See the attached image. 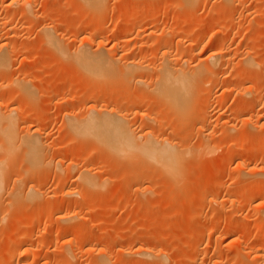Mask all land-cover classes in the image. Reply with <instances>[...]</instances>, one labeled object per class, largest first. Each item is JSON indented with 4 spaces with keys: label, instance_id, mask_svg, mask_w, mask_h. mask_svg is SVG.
Returning <instances> with one entry per match:
<instances>
[{
    "label": "rangeland",
    "instance_id": "obj_1",
    "mask_svg": "<svg viewBox=\"0 0 264 264\" xmlns=\"http://www.w3.org/2000/svg\"><path fill=\"white\" fill-rule=\"evenodd\" d=\"M13 1L0 0V18L7 17L4 22L8 24L2 25L0 42L14 52L9 73L14 81L19 80L15 90L6 93L8 106L21 107V126L42 129L49 148L42 152L46 157L42 166L30 172L25 166L30 165L25 156L28 152H15L13 160H7V177L14 190L20 188L17 197L21 198H10V205L5 202L1 207L0 255L9 235L24 241L29 228L25 225L42 220L37 227L45 231L44 242L35 241L19 264H194L200 250L205 257L196 264H264V250L251 255L250 248H241L258 239L264 241V160L250 158L253 150L264 154V0H195L192 7H180L181 0H102L96 8L83 0H30L35 5L34 17L22 9L29 0L12 5ZM47 10L51 12L43 18ZM217 21L224 22L225 32L219 35L214 31ZM69 23L86 26L92 34L78 36ZM48 27L63 52L49 43L44 30ZM105 30L108 58L118 61L116 66L113 61L114 68L123 69L129 60L140 61L137 68L141 71H133L137 76L130 70L128 76L121 73L122 77L131 75V83L118 72V76H109L110 83L107 76L108 82L100 83L105 81L100 79L103 75L88 74L76 61L83 48L97 51L99 34ZM163 36L187 52L182 60L176 45L169 48V56L177 54L171 57L176 64L181 60L191 67L198 64V49H204L201 59L206 64L207 53L224 45H229L232 57L229 64L214 66V72L200 76V88L180 122L167 98L162 101L163 96L152 89L161 82L158 70L164 61L162 53L168 50L159 44ZM196 39L203 40L198 49ZM20 81L28 84L30 95L21 90L22 96H18ZM110 108L114 115L126 117L137 137L135 143L164 142L180 149L179 154L185 155L180 154L185 157L179 165L181 178L169 179L157 162L140 151H133L134 158L129 151H121L131 156L128 153L126 159L120 153L119 157L106 138L98 140L104 132H81L84 125L78 122L103 115ZM213 146L216 148L211 149ZM213 160L217 162L211 165ZM36 193L39 195L33 197ZM36 208L42 212L39 218L34 214ZM69 213L73 215L69 221L57 219ZM75 247H84L78 259ZM13 262L18 264V259Z\"/></svg>",
    "mask_w": 264,
    "mask_h": 264
},
{
    "label": "bare ground",
    "instance_id": "obj_2",
    "mask_svg": "<svg viewBox=\"0 0 264 264\" xmlns=\"http://www.w3.org/2000/svg\"><path fill=\"white\" fill-rule=\"evenodd\" d=\"M21 1V0H20ZM19 1V2H20ZM27 1V0H26ZM83 1H85L87 4H86V6L88 5V7H89V5H91V7H98L100 4H102V0H83ZM82 1V2H83ZM182 1V6H180V7H183V6H191L192 7V5L194 4V2H195V0H181ZM223 1H225V2H229V0H223ZM236 0H234V2H235ZM222 2V1H221ZM224 2V3H225ZM234 2H233V4H234ZM240 2V1H239ZM5 3V2H4ZM13 3L14 4H12V5H15V3H18V0H14L13 1ZM21 3H23V2H21ZM230 3V2H229ZM241 3V2H240ZM84 4V3H83ZM226 4V3H225ZM34 5V4H33ZM32 5V3L30 2V0L29 1H27V2H25L24 1V3L22 4V9H23V11H24V13L26 12L27 14H34L35 15V8H34V6ZM85 5V4H84ZM235 5V4H234ZM240 5V4H239ZM242 5V4H241ZM1 6V5H0ZM4 6H7V5H4ZM229 6V5H228ZM234 7V6H233ZM239 8V7H238ZM8 9V8H7ZM92 10V9H91ZM9 11V10H8ZM50 12L51 11H49V10H47V11H44L43 13H42V17L43 18H46L47 16H49V14H50ZM20 13V12H19ZM190 13V12H189ZM211 13V12H210ZM26 14V15H27ZM96 14V13H95ZM93 15V14H92ZM159 15V14H158ZM222 15V14H221ZM6 16V15H5ZM11 16V15H10ZM14 16V15H13ZM21 16V15H20ZM33 16V15H32ZM90 16V15H89ZM211 16V15H210ZM236 16V15H235ZM34 17V16H33ZM85 17V16H84ZM5 18H7V17H5ZM5 18H3V17H1L0 18V27L3 25V23H5V25H8L6 22H4L6 19ZM236 18V17H235ZM83 19V18H82ZM162 19V18H161ZM238 19H240V18H238ZM8 20V19H7ZM217 20V19H216ZM156 22V21H155ZM159 22V21H158ZM218 22V21H217ZM224 22H218V23H216V25H215V34L216 35H219V34H222V33H224L225 32V30L223 31V24ZM237 23V22H236ZM235 23V24H236ZM242 23V22H241ZM239 24V23H238ZM4 25V26H5ZM168 25V24H167ZM43 26V25H42ZM89 26V25H88ZM102 26V25H101ZM169 26V25H168ZM250 26H251V24H250ZM68 27L69 28H71V29H74L75 31H76V35H80V34H82V33H84V32H86V33H88V34H92L91 33V29L90 28H86V26H84V27H82V26H79V25H76L75 23H69V25H68ZM171 27V26H170ZM247 27V26H246ZM4 27L2 26L1 28H0V30L1 29H3ZM7 28V27H6ZM237 28V27H236ZM15 29V28H14ZM44 29V28H43ZM97 29V28H96ZM239 29V28H238ZM46 32H47V37L49 38V43L52 45V46H56L55 48L56 49H59L61 52H63V49H62V47H61V45H60V42H59V40L57 39L58 37H56L55 36V34L54 33H52V29L51 28H46V29H44ZM107 30V29H106ZM106 30L105 31H103V32H101V34H99L100 35V40H99V43H98V45H99V48H97V51H94V49L93 48H91L90 50L88 49V48H83L82 50H81V52H79L78 51V58H77V62L81 65V67L82 68H84V70H85V72H88V74H93V76L95 75V76H97V75H103L104 77L102 78V77H100V76H98V77H100V79H104L105 78V76H107L106 78H107V80H108V78H110L109 76L111 75V77H113L114 75H117L118 76V74H119V76L121 75V73L123 74V76L124 75H126L127 73H128V71L130 70L131 71V69L132 68H134V69H132V71L130 72L129 71V73H131L132 75H133V73L135 74V72H133V71H135V69L137 68V66H139L140 67V65L138 64L139 62H138V60L137 59H134V60H129V62L128 63H125L124 65V67L122 66L121 68H123V69H119V68H117V67H115L116 69H119V71L117 70V71H115L116 69L114 68V65L112 64L113 63V61H111L110 60V58H108L109 56H110V54H108V52L107 51H109V49L108 48H106L107 46H105V42H104V40H106L105 39V37L107 36V32H106ZM153 30V29H152ZM109 31V30H108ZM242 31V30H241ZM245 31V30H244ZM55 32V31H54ZM169 32V31H168ZM213 33V32H212ZM1 34V33H0ZM60 34V33H59ZM85 34V33H84ZM94 34V33H93ZM170 34V33H169ZM56 35H57V33H56ZM174 35V34H173ZM239 35V34H238ZM155 36H156V34H155ZM170 36V35H169ZM59 37H61V36H59ZM165 36H163V38L159 41V44L161 45V46H163L165 49L167 48L168 50L167 51H165V52H163L162 53V55L164 56H162L163 57V59H164V61H163V63H162V66H160L161 67V69L160 70H158V82L160 81V79H161V82L159 83V86H156L155 88H152V89H154V90H156V91H158V93H160V95H159V97L160 96H163L162 97V101H163V98L165 97V99L166 100H168L171 104H172V106H173V108L175 109V112H176V119H177V122L179 121H181L182 120V115L183 114H186V112L184 113V111H185V107H188V104L190 103V101H192V100H194V94L196 93V91H198V88H200L199 86H200V81L203 79V76L205 75L204 73H206V71L207 72H214V66L216 67L217 65L219 66L220 64L222 65H225V64H229L230 63V61H231V58H230V56H231V54L229 53L230 51V49H229V45L227 46V45H224V46H219V47H215V48H213L210 52H208L207 53V55H206V64L202 61V57H204V49L203 50H199L197 47H200V44L201 43H203V40H202V42H200L201 40L200 39H196L195 40V42H198V46H196V48L198 49H192L193 51H192V53L194 52H196V50L198 51V53H197V55H198V57H197V59H199L200 60V62L198 63V64H196L195 66L193 65L192 67L188 64V62H186V66H188V67H186L185 65H183L182 64V60H184V59H182L183 58V56L187 53V52H185L186 50H184V51H181L180 50V48L182 47H180V46H178V47H180V48H178L177 49V43L175 42V44H174V41H172L171 39L169 40V39H166V38H164ZM171 38H172V36H171ZM177 38V37H176ZM159 39V38H158ZM95 40V39H94ZM120 40V39H119ZM47 41V42H48ZM96 41V40H95ZM125 41V40H124ZM128 41V40H127ZM126 41V42H127ZM152 41V40H151ZM177 41V40H176ZM178 42V41H177ZM96 43V42H95ZM173 43V44H172ZM205 43V42H204ZM0 44H1V42H0ZM2 47H0V78H2L3 76H6L7 77V74L8 75H11L10 73H9V69H10V67L11 66H13V65H11L10 66V61L13 59V53L11 52H9L10 50L9 49H11V47H9V45L8 44H3V42H2ZM50 45V46H51ZM90 45H92V44H90ZM175 46L176 47V49L178 50L177 51V54L178 53H180L182 56H181V58L179 57V56H177L179 59H182L180 62L181 63H178V64H176V62H178V61H173V60H171V57H174L175 55H177L176 54V52L174 53V55L173 56H169V53H171V52H169L170 50H171V48L170 47H172V46ZM178 45H179V43H178ZM180 45H181V42H180ZM204 45V44H203ZM85 46V45H84ZM93 46V45H92ZM202 46V45H201ZM5 47H6V49H7V51H5ZM82 47V46H81ZM98 47V46H97ZM95 48V47H94ZM122 49H123V47H121ZM120 48V49H121ZM169 48H170V50H169ZM185 48V47H184ZM202 48V47H201ZM93 49V50H92ZM108 49V50H107ZM116 49V48H115ZM172 49H174V48H172ZM183 49V48H182ZM92 50V51H91ZM106 50V51H105ZM114 50V49H113ZM117 50V49H116ZM12 51H14V49L12 50ZM75 51H77V49L75 50ZM74 51V53H76ZM112 51V50H111ZM120 51V50H119ZM160 51V50H159ZM174 51V50H173ZM176 51V50H175ZM59 52V51H58ZM169 52V53H168ZM188 53H190V52H188ZM71 54H73V53H71ZM109 56H108V55ZM140 54V53H139ZM142 54V53H141ZM196 54V53H195ZM247 54V53H246ZM68 55V54H67ZM75 55V54H74ZM74 55H71V57L74 59L75 57H77V56H75L74 57ZM194 55V54H193ZM69 56H70V54H69ZM68 56V57H69ZM196 56V55H195ZM118 57V56H117ZM159 57V56H158ZM161 57V56H160ZM185 57V56H184ZM246 57V56H245ZM244 57V58H245ZM70 58V57H69ZM114 58V57H113ZM116 58V57H115ZM175 58V57H174ZM174 58H172V59H174ZM188 58V57H187ZM117 59V58H116ZM121 59V58H120ZM158 59V58H157ZM125 60V59H124ZM154 60H155V57H154ZM161 60V59H160ZM174 60H176V59H174ZM189 59H187V61H188ZM233 60V59H232ZM117 61V60H116ZM127 62V61H126ZM146 62V61H145ZM148 62V61H147ZM175 62V63H174ZM189 62H190V60H189ZM233 62V61H232ZM114 63H116L115 61H114ZM117 63H118V61H117ZM117 63L115 64V66L117 65ZM143 63V62H142ZM192 63H194V62H192ZM160 64V63H159ZM180 64H182V65H180ZM120 65H122V63L120 64ZM156 65V64H155ZM139 67L137 68V70L136 71H138V72H140L141 71V69H139ZM140 71H139V70ZM157 69V68H156ZM159 69V68H158ZM218 69V68H217ZM216 69V70H217ZM83 70V71H84ZM151 70V69H150ZM220 70V69H219ZM121 71V72H120ZM11 72V71H10ZM118 72V74H115V73H117ZM137 72V73H138ZM144 72H146V71H144ZM150 72V71H149ZM157 72V71H156ZM128 73V74H129ZM143 73V72H142ZM141 73V74H142ZM148 73V72H147ZM128 74H127V76H128ZM144 74V73H143ZM146 74V73H145ZM136 75V74H135ZM201 75H203L202 76V79L200 78V76ZM12 76V77H11ZM11 76H8V77H10V78H8L5 82H0V210L2 209V211H3V208L6 206V205H8L7 204V200H11L12 198L14 199V198H17L18 200H20V198L21 197H17V196H20V194H21V192H18L17 190H19V189H15L17 192H15V190L13 189L14 187H13V184L11 185V178H8L7 177V169L8 168H6L7 166V160H8V158H11L14 154H17V153H15V152H19V151H23V152H25V154L28 152L29 153V155H25L26 157H27V159H28V157H29V161H30V165L28 166V162H27V159H25V162H27V165L25 164V166H27V167H29L28 168V170H29V172L30 171H33V169L34 168H36V167H38V166H42L41 164H42V162L44 163V161H42V158H44V159H46V157H43L42 156V152H44V153H46V150L49 148L48 146H49V144L47 143V141L42 137V135H41V132H40V130H42V129H40V130H37L38 129V127H37V129L35 130H33L31 127L30 128H28V127H25V128H23L22 126H21V121H19L18 120V118L20 119V115L21 114H19L18 112L19 111H21L20 109H21V107L19 108V110H18V108H14V103H9V105L10 104H13L12 106H13V108H11L10 106H8V101H10V97L8 96L7 97V95H6V93L8 92V89L9 90H15V83H17V82H19V80H16V81H14V77H13V74L11 75ZM92 76V77H93ZM116 76V78H119V77H117ZM127 76H125V77H127ZM137 76V75H136ZM141 76V75H140ZM144 76V75H143ZM16 77V76H15ZM97 77V78H98ZM121 77H122V75H121ZM120 77V78H121ZM125 77H122V78H124V79H126V81H127V79L129 80V82L131 81V78L129 79V77H131V75L129 76V77H127V78H125ZM95 78V77H94ZM93 78V79H94ZM106 78L104 79L105 81H101L100 80V83L101 82H108V83H110L111 81H113V80H106ZM119 78V79H120ZM121 78V79H122ZM145 78V77H144ZM16 79H20V77L19 78H16ZM120 79V80H121ZM124 79H122V81L124 80ZM150 79V78H149ZM152 79V78H151ZM201 79V80H200ZM22 80V79H21ZM141 80V79H140ZM7 81H9L8 83H6ZM115 81V80H114ZM143 83H144V81L143 80H141ZM156 81V80H155ZM22 81H20V83H18V85L17 86H20L18 89L19 90H17L16 89V91H18V92H20L21 90H23V95H25L26 94V91L29 93H27L28 95H30L31 93L29 92L30 91V88H29V86H28V84H25V82H22ZM129 82H127V83H129ZM148 82V81H147ZM202 82V81H201ZM6 83V84H5ZM26 83H28V82H26ZM117 83V82H116ZM119 83V82H118ZM131 83V82H130ZM114 84V83H113ZM121 84V83H120ZM145 84V83H144ZM144 84H143V86H144ZM148 84V83H147ZM146 84V85H147ZM153 84H154V82H153ZM101 85V84H100ZM103 85V84H102ZM108 85V84H107ZM122 85H124V84H122ZM125 85H126V83H125ZM128 85V84H127ZM150 85V84H149ZM109 86H111L110 84H109ZM118 86V85H117ZM204 86V85H203ZM14 88V89H13ZM113 88H114V86H113ZM122 88V87H121ZM123 88H125V86H123ZM132 88V87H131ZM226 89V88H225ZM229 89V88H228ZM118 90V89H117ZM126 91V90H125ZM18 92H17V94H18ZM226 92V91H225ZM22 91L20 92V94L18 95V96H22ZM26 94V95H27ZM26 98V97H25ZM25 98H23L22 97V99H25ZM117 98V97H116ZM19 99V98H18ZM21 98H20V100H22ZM26 100H28V99H26ZM31 101V100H30ZM127 101V100H126ZM17 102H19V101H17ZM22 102L23 101H21V104H22ZM20 103V102H19ZM18 103V104H19ZM28 103V102H27ZM199 104H200V101L198 102ZM24 106V105H23ZM110 106H112V105H110ZM112 109L113 108H110L109 110L107 109L105 112H103L104 114L102 115V112L99 114H97V116H94V115H91V117L90 118H88V119H85L84 121H83V123H82V120H81V122H78V124H81V126L82 125H84V126H82L83 127V130L80 128V131L82 132V133H84V131H86V130H89L88 132H93L92 134H94V131L93 130H98V132L100 133V131L102 132V133H100V135L101 134H103V132L106 134L105 136H104V134L102 135V137H100V136H98L97 138H96V140L98 139V140H105L104 138H106V141H108V142H106L108 145L111 143L112 144V147H113V149H115L116 151H117V153L116 152H114L116 155L118 154V156L119 157H122L121 155H120V153L121 154H123V155H125V157L124 158H126V157H128V156H126L129 152L133 155L134 153H133V151H135V153L138 151H140L139 153L141 154V155H146V156H148V159H152L154 162H157L158 163V166L160 167V170L165 174V176H167L169 179H172V178H174V180H176V177L178 176V177H180L181 178V176L180 175H182V174H180L181 173V171H182V169H180L179 168V165H180V162H182L183 163V159L185 158H183L182 159V157L183 156H185V155H183L182 153H180V154H182L183 156H181L180 154H179V150L177 151V150H175L176 148L173 146H170V145H168V144H166V143H164V142H158V143H156L155 141H152V142H149V143H144L143 145L142 144H139V143H135V139L137 138V137H135L134 136V134H133V132H132V130H130V128H129V126H128V124H127V119H126V117H119V116H116V113H115V115H114V113H112ZM113 112H114V110H113ZM16 113H18V114H16ZM18 115V117H16ZM99 115V116H98ZM207 115V114H206ZM208 116V115H207ZM204 117L203 118V121L205 122V124H206V121L208 120V117ZM78 119V118H77ZM79 121V120H78ZM75 122V121H74ZM85 122V123H84ZM204 122H203V124H204ZM208 122V121H207ZM226 123H228V122H226ZM76 124H77V122H76ZM76 124H74L73 126H75L76 127ZM25 125V124H24ZM231 125V124H230ZM80 126V125H79ZM33 127V126H32ZM39 127H40V125H39ZM75 127H74V129H75ZM34 128V127H33ZM77 128H78V125H77ZM77 128H76V133L78 134V132H80V131H78L77 130ZM33 131H32V130ZM92 129V130H91ZM80 132V133H81ZM87 132V133H88ZM98 132L96 131V133H97V135H98ZM81 133V134H82ZM112 133V134H111ZM89 135H91V134H88L87 136H89ZM94 135H96V134H94ZM94 135H91V136H89V137H93ZM108 135H111V136H108ZM106 136H108V137H111L110 139H108L107 140V138L108 137H106ZM94 139H95V136L93 137ZM97 140V141H98ZM110 140V141H109ZM102 141V142H103ZM136 141H137V139H136ZM100 142V141H99ZM110 142V143H109ZM110 146V145H109ZM211 148V147H210ZM215 149L216 147H212L211 149ZM186 149H188L187 147H186ZM203 149V148H202ZM208 149H209V146H208ZM210 150V149H209ZM112 151V150H111ZM121 151H129L128 153H124V152H121ZM186 151H189L190 152V150H185V152ZM183 152V151H182ZM200 152V151H199ZM211 152H214V151H212L211 150ZM44 153H43V155H44ZM128 154L129 156H131V154ZM20 155V154H19ZM23 155V154H22ZM203 155V154H202ZM16 156V155H15ZM21 156V155H20ZM45 156H46V154H45ZM134 156H135V154L133 155V158H134ZM136 156H139V155H136ZM146 156L144 157V158H146ZM258 156H260V157H262V159L264 160V154H263V156H261V154H259V151H257V150H253L252 151V153H251V155H250V158H252V159H254V158H256V157H258ZM17 157H18V155H17ZM223 157L224 156H222L221 158H222V160H224L223 159ZM14 158V157H13ZM123 158V159H124ZM130 158V157H129ZM142 157L140 156V159H141ZM12 159V158H11ZM15 159V158H14ZM43 159V160H44ZM127 159V158H126ZM261 159V160H262ZM10 160V159H9ZM13 160V159H12ZM16 160V159H15ZM23 160V159H22ZM143 160V159H142ZM151 160V161H152ZM216 160H218V159H216ZM216 160H213V162L211 163V165L212 164H215L217 161ZM219 161H221L220 160V158H219V160H218V162ZM14 162V161H13ZM264 162V161H263ZM9 163H10V161H9ZM8 163V164H9ZM47 163V162H46ZM48 164V163H47ZM11 165V164H10ZM44 165V164H43ZM241 165V164H240ZM157 166V165H156ZM180 166H182V164L180 165ZM8 167H10V166H8ZM11 167H12V165H11ZM16 167H17V165H16ZM40 167H38V168H40ZM20 168V167H19ZM11 169V168H10ZM14 169V168H13ZM16 169V168H15ZM14 169V170H15ZM17 169H18V167H17ZM27 170V169H26ZM35 171V170H34ZM10 173V172H9ZM33 173V172H32ZM36 172H34V174H35ZM238 173H240V172H238ZM36 174H38V173H36ZM82 174V173H81ZM61 176V175H60ZM86 176V175H85ZM81 177H83V176H81ZM170 177H172V178H170ZM30 178V177H29ZM84 178H86V177H84ZM242 178V177H241ZM177 179H179V178H177ZM240 180H242V179H240ZM14 181V180H13ZM17 181V180H16ZM58 181V180H57ZM18 184V183H17ZM17 184L15 183L14 184V186L16 187L17 186ZM10 185L12 186V188L10 187ZM16 188H18V186L16 187ZM34 188V187H33ZM222 188V187H221ZM13 189V190H12ZM36 189V188H35ZM34 189V190H35ZM37 191V190H36ZM35 192V191H34ZM33 192V193H34ZM30 193H32V192H30ZM38 193H40L39 191H38ZM38 193H36L35 195H33V197H35V196H38L39 194ZM41 194V193H40ZM27 195V194H26ZM25 195V196H26ZM31 196V195H30ZM28 197V196H27ZM264 197V196H263ZM9 198V199H8ZM11 198V199H10ZM25 198V197H24ZM12 199V200H13ZM16 199V200H17ZM27 199V198H26ZM36 199V198H35ZM263 200H264V198H262ZM23 201V200H22ZM5 202H6V205H5ZM20 202V201H19ZM19 202H18V204H19ZM4 203V204H3ZM13 203L14 204H16L15 203V200L13 201ZM37 203V202H36ZM264 203V202H263ZM21 204V203H20ZM2 205H3V208H1L2 207ZM10 205V204H9ZM8 205V206H9ZM22 205V204H21ZM25 205V204H24ZM8 206L6 207L7 209H8ZM16 206V205H15ZM27 206V205H26ZM36 207H37V205H35ZM14 207V206H13ZM28 207V206H27ZM18 208V207H17ZM16 208V209H17ZM37 209V208H36ZM35 209V210H36ZM15 210V209H14ZM18 210V209H17ZM45 210V209H44ZM23 211V210H22ZM39 211H40V209L38 208L37 209V212L35 213L34 212V214L37 216L38 215V217L37 218H39L40 216H39ZM41 212V211H40ZM48 212H49V210H48ZM48 212H46V213H48ZM3 212H0V214H2ZM42 213V212H41ZM33 214V213H32ZM70 214V213H69ZM3 215V214H2ZM5 215V214H4ZM75 215V214H74ZM228 215H231L230 213L228 214ZM261 215V214H260ZM9 216H10V214H9ZM8 217V216H7ZM72 217H73V215H62L60 218H57V219H59L60 220V222H67V221H69L70 219H72ZM148 217V216H147ZM152 216H149V218H151ZM158 217V216H157ZM231 217V216H230ZM9 218V217H8ZM31 218V217H30ZM37 218H36V220H37ZM148 218V219H149ZM154 218V217H153ZM152 219V218H151ZM261 219V218H260ZM5 220H6V218H5ZM35 220V219H34ZM34 220L32 221V222H34ZM47 220H49V219H47ZM37 221H42V220H37ZM44 221V220H43ZM45 221H46V219H45ZM52 221H54V220H52ZM262 221V220H261ZM31 222V221H30ZM39 222H37V225L39 224ZM59 222V221H58ZM263 222V221H262ZM35 224H36V222H34ZM46 223V222H45ZM56 223V222H55ZM6 224H8V223H6ZM35 224H27V225H25V227L26 228H28L27 229V232H26V234L24 235V241H22L23 240V237L22 238H19V237H17V236H15L14 234H11V235H9V237L7 238V242H6V244H5V249L3 250L4 251V253L2 254V255H0V264H15L13 261L15 260V259H18V264L20 263V261H21V257H23L24 255H26L27 253H28V251L30 250V248L33 246V244H34V242L35 241H37L38 243H40V245H42L41 243H43L44 242V236H45V231H41L40 229H39V227H37V225H35ZM60 224V223H59ZM264 224V223H263ZM0 225L2 226H4V220L2 221V219L0 218ZM54 225V224H53ZM64 225V224H63ZM2 226V227H3ZM21 226V225H20ZM40 226V225H39ZM54 227V226H53ZM63 229L65 228L64 226L62 227ZM67 228V227H66ZM69 228V227H68ZM71 228V227H70ZM51 230V229H50ZM68 229H66L65 231H67ZM70 231V230H69ZM11 232V231H10ZM264 234V233H263ZM48 235V234H47ZM46 235V236H47ZM218 235V234H217ZM218 237H219V235H218ZM221 237V236H220ZM219 237V241H220V238ZM260 238V237H259ZM263 239V238H262ZM262 239H258V240H256L255 242L253 241H251L252 242V244L250 245V246H247V245H245V244H247V243H243V242H241L242 244H244L245 246H246V248L245 247H243L244 245H241V248L242 249H248V248H250L251 250H250V254L251 255H254V254H256V253H260V252H262L263 250H264V241L262 240ZM239 240V239H238ZM216 241V240H215ZM218 241V242H219ZM36 242V243H37ZM223 242V241H222ZM222 244V243H221ZM219 246V245H218ZM42 247V246H41ZM45 247V246H44ZM78 247V246H77ZM84 248V247H83ZM83 248H78V249H76V247L74 248V249H76L77 251H74V256L76 257V259H78V257H79V255L82 253V252H84L83 250ZM218 248V247H217ZM216 248V249H217ZM222 246L219 248L220 250L219 251H221L222 249ZM92 250V249H91ZM90 250V251H91ZM89 252V251H88ZM92 252V251H91ZM199 252V251H198ZM49 253V252H48ZM203 253V252H202ZM67 255V254H66ZM204 254H201V250H200V252H199V254H198V256H196L195 257V259H194V264H196L197 262H199L200 260H203L204 258L203 257H205V255L203 256ZM259 257L261 256V254H259L258 255ZM28 257V256H27ZM41 257H42V255H41ZM262 258V257H261ZM29 259V258H28ZM38 259V258H37ZM39 259H40V257H39ZM27 260V259H26ZM31 260H35V256H33V258L31 259ZM67 260V259H66ZM17 261V260H16ZM28 261V260H27ZM22 262V261H21ZM24 262L25 261H23V263L22 264H24ZM27 263V262H26ZM30 262H28V264H29ZM57 263H59V261L57 262ZM72 263V262H71ZM75 263H77V262H75ZM103 264H108L107 262H105V263H103Z\"/></svg>",
    "mask_w": 264,
    "mask_h": 264
}]
</instances>
